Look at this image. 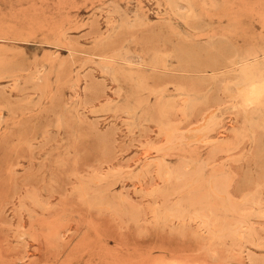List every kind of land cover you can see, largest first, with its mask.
Returning <instances> with one entry per match:
<instances>
[{
	"label": "rangeland",
	"instance_id": "1",
	"mask_svg": "<svg viewBox=\"0 0 264 264\" xmlns=\"http://www.w3.org/2000/svg\"><path fill=\"white\" fill-rule=\"evenodd\" d=\"M251 70L264 0H0V264H264Z\"/></svg>",
	"mask_w": 264,
	"mask_h": 264
},
{
	"label": "bare ground",
	"instance_id": "2",
	"mask_svg": "<svg viewBox=\"0 0 264 264\" xmlns=\"http://www.w3.org/2000/svg\"><path fill=\"white\" fill-rule=\"evenodd\" d=\"M259 72H261L263 74V71H259ZM243 74H244V82L243 83L246 82V86H245L246 103L249 105H254L257 103L260 104L259 102H261V99L264 96V81L260 80L258 78L256 71H254V70L244 72ZM236 84H239V83L236 82ZM240 84H242V83H240ZM242 87L240 88V90L242 89ZM261 106H263V105H261ZM170 108H171V106L169 107V109ZM212 117L213 116H211L209 118V120H212ZM251 119H253V118H251ZM249 120H250V118H249ZM211 130H213V129H211ZM164 131H165L164 133L166 136L172 137V141H171L172 144H177V143L179 144L182 142L186 143V142H191V141H195V140H198V141L199 140L200 141L205 140L207 134L212 132V131H209L208 127H205L203 125L195 128L193 130H190L184 134H181V135L178 132L177 126H175V125H165ZM189 144H191V143H189ZM158 164L160 165L159 176L161 175L162 177L161 176L160 177L164 178L163 180H165V177H167L169 179L173 176H175L177 178H180L181 176H183L182 171L173 170L163 160L158 162ZM201 166H202V164H201ZM251 230H252L251 227H249V225H247L245 231L249 232Z\"/></svg>",
	"mask_w": 264,
	"mask_h": 264
}]
</instances>
